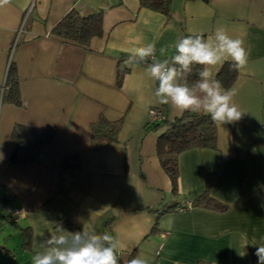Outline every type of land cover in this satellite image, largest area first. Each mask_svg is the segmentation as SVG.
<instances>
[{"label":"crops","instance_id":"obj_1","mask_svg":"<svg viewBox=\"0 0 264 264\" xmlns=\"http://www.w3.org/2000/svg\"><path fill=\"white\" fill-rule=\"evenodd\" d=\"M71 9L80 15L102 10V35L92 37L87 47L51 33ZM168 10L167 17L140 7L138 0L0 5V196L11 197L0 207V227L9 225L11 207L21 210L16 222L33 232L35 253L29 252L28 264L50 234L60 227L72 232L62 225L65 221L125 245L129 251L118 250L119 264L136 256L146 264H258L255 252L264 246V0H171ZM220 26L242 38L249 53L230 86L238 88L234 102L244 113L239 121L216 124L215 148L177 155L178 193L173 195L155 144L181 114L171 104L156 102L158 82L143 62L122 63L128 70L118 86V56L155 43L156 58L162 60L184 33L207 38ZM10 63L19 105L7 96ZM149 107L165 115L156 129L149 127ZM100 118L121 125L116 141L92 149L90 127ZM15 124L38 134L53 131L28 165L8 162ZM73 155L78 167L62 168V160ZM211 172L209 191L226 205L224 211L177 208L160 215L156 232L150 230L156 214L147 207L188 205ZM0 248L10 252L5 245Z\"/></svg>","mask_w":264,"mask_h":264},{"label":"clouds","instance_id":"obj_2","mask_svg":"<svg viewBox=\"0 0 264 264\" xmlns=\"http://www.w3.org/2000/svg\"><path fill=\"white\" fill-rule=\"evenodd\" d=\"M8 3L10 0H0V5ZM244 43L242 38H233L220 26L207 38L203 34L180 38L170 60H157L155 43H147L128 49L125 63L132 66L151 60L147 74L158 82L154 92L158 104H171L180 114L191 111L206 115L221 127L239 121L244 113L234 102L238 88H225L217 79L226 62L237 71L246 67L249 53ZM160 51L164 53L165 49ZM194 65L201 67L197 72L198 79L189 86L184 77L192 72ZM118 250L129 251L106 233L70 232L60 227L46 239L43 251L32 257V264H119ZM255 255L258 264H264V246L257 247ZM128 264H146V261L136 256Z\"/></svg>","mask_w":264,"mask_h":264},{"label":"trees","instance_id":"obj_3","mask_svg":"<svg viewBox=\"0 0 264 264\" xmlns=\"http://www.w3.org/2000/svg\"><path fill=\"white\" fill-rule=\"evenodd\" d=\"M140 7L157 11L168 17L171 0H138ZM102 10L80 15L76 9L68 11L52 28L51 33L64 40H68L84 47L89 45L92 37H99L102 35ZM191 34L184 33L180 38ZM204 35V34H203ZM205 36V35H204ZM170 55L163 59H171L175 54V46H172ZM128 59V53H121L118 56L117 64V85L120 86L127 72V68L122 64ZM149 61V60H148ZM144 63V62H143ZM201 66L194 65L191 73L186 74L184 80L191 86L198 79L197 72ZM237 71L231 66L230 62H226L219 72L217 79H219L225 88L232 85L235 80ZM6 84L8 85V98L14 104H20V96L18 90V82L16 78V71L13 64L10 63L6 77ZM161 122L153 123L149 127L152 129L158 128ZM121 121H108L100 118L98 121L91 124V140L90 147L92 149H99L116 141L117 133L120 128ZM216 123L210 117L185 111L179 117L173 118L171 123L161 131L156 138V153L160 162L161 169L169 177L171 183V193L177 195L178 191V166L177 155L183 151L193 148H215L216 147ZM52 129L44 133L38 134L31 128L15 124L11 131V137L14 139V147L8 157V162L15 165H28L37 160L40 149L44 144H47L52 139ZM78 156L73 155L64 158L60 164L62 168H77ZM215 173L206 174L204 178V188L202 192L182 207L199 206L216 211H224L226 205L219 203L214 199L210 191L214 181ZM11 201L8 193L0 196V206L7 205ZM175 205L168 207H147V210L156 214V219L153 223L152 232L158 229V219L160 215L170 211L176 210ZM180 207V206H179ZM8 223L17 227L20 246L24 251L35 253L32 248V228L30 225H19L16 220L7 216ZM63 226L71 230L82 231L69 222H63Z\"/></svg>","mask_w":264,"mask_h":264},{"label":"rangeland","instance_id":"obj_4","mask_svg":"<svg viewBox=\"0 0 264 264\" xmlns=\"http://www.w3.org/2000/svg\"><path fill=\"white\" fill-rule=\"evenodd\" d=\"M25 225L20 222V225ZM5 245L9 249V253L4 252L0 248V263L1 264H28L29 252L24 251L19 242L17 228L12 225L0 227V246Z\"/></svg>","mask_w":264,"mask_h":264},{"label":"built area","instance_id":"obj_5","mask_svg":"<svg viewBox=\"0 0 264 264\" xmlns=\"http://www.w3.org/2000/svg\"><path fill=\"white\" fill-rule=\"evenodd\" d=\"M151 63H152L151 60H149L147 62H144V64H146V65H149ZM148 116H149V119H148L149 124L162 122L165 119L164 113L159 108H155V107H149ZM0 207H2V206H0ZM182 209H184V207H178V210H182ZM20 214H21V210L20 209L11 207V210H10V213H9L11 218H13L14 220H17V218L20 216Z\"/></svg>","mask_w":264,"mask_h":264}]
</instances>
